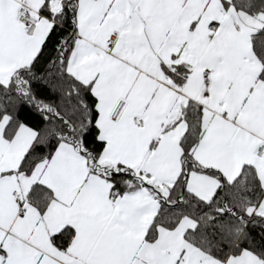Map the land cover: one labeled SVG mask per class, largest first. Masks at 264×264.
Instances as JSON below:
<instances>
[{
  "label": "snow or ice",
  "instance_id": "1",
  "mask_svg": "<svg viewBox=\"0 0 264 264\" xmlns=\"http://www.w3.org/2000/svg\"><path fill=\"white\" fill-rule=\"evenodd\" d=\"M0 264H264V0H0Z\"/></svg>",
  "mask_w": 264,
  "mask_h": 264
}]
</instances>
